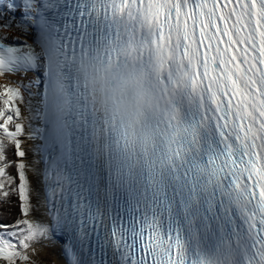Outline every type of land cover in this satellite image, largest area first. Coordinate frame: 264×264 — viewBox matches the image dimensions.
<instances>
[{
	"label": "snow or ice",
	"instance_id": "obj_1",
	"mask_svg": "<svg viewBox=\"0 0 264 264\" xmlns=\"http://www.w3.org/2000/svg\"><path fill=\"white\" fill-rule=\"evenodd\" d=\"M0 264H264V0H0Z\"/></svg>",
	"mask_w": 264,
	"mask_h": 264
},
{
	"label": "rangeland",
	"instance_id": "obj_2",
	"mask_svg": "<svg viewBox=\"0 0 264 264\" xmlns=\"http://www.w3.org/2000/svg\"><path fill=\"white\" fill-rule=\"evenodd\" d=\"M6 81H0V84H4ZM37 259V264H48L50 260V252H45V254H40Z\"/></svg>",
	"mask_w": 264,
	"mask_h": 264
},
{
	"label": "bare ground",
	"instance_id": "obj_3",
	"mask_svg": "<svg viewBox=\"0 0 264 264\" xmlns=\"http://www.w3.org/2000/svg\"><path fill=\"white\" fill-rule=\"evenodd\" d=\"M0 80H3V79H0ZM51 250H49V249H45V251L44 252H42L41 254H45V252H50Z\"/></svg>",
	"mask_w": 264,
	"mask_h": 264
}]
</instances>
